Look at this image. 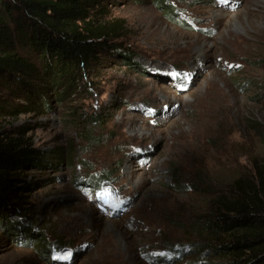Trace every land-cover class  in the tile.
Masks as SVG:
<instances>
[{
	"label": "rangeland",
	"instance_id": "obj_1",
	"mask_svg": "<svg viewBox=\"0 0 264 264\" xmlns=\"http://www.w3.org/2000/svg\"><path fill=\"white\" fill-rule=\"evenodd\" d=\"M163 1L110 4L139 67L101 59L88 92L2 121L59 165L28 171L23 218L52 258L0 228V264L225 262L206 216L264 161V0Z\"/></svg>",
	"mask_w": 264,
	"mask_h": 264
},
{
	"label": "trees",
	"instance_id": "obj_2",
	"mask_svg": "<svg viewBox=\"0 0 264 264\" xmlns=\"http://www.w3.org/2000/svg\"><path fill=\"white\" fill-rule=\"evenodd\" d=\"M113 1L0 0V228L45 258L53 254L46 234L23 221L33 209L25 192L36 184L28 171L59 162L47 160L28 125L6 128L2 121L42 115L52 100L88 92L101 59L139 67L124 40L125 20L112 15ZM206 217L205 228L216 240L210 255L223 264H264V161L215 196Z\"/></svg>",
	"mask_w": 264,
	"mask_h": 264
},
{
	"label": "snow or ice",
	"instance_id": "obj_3",
	"mask_svg": "<svg viewBox=\"0 0 264 264\" xmlns=\"http://www.w3.org/2000/svg\"><path fill=\"white\" fill-rule=\"evenodd\" d=\"M237 67H239V65H237ZM175 75H179V74L177 73V74H175ZM68 256H70V253H68V255H67V256H65V257H63V258L67 259V258H68Z\"/></svg>",
	"mask_w": 264,
	"mask_h": 264
}]
</instances>
